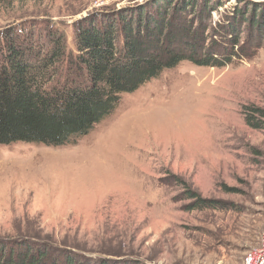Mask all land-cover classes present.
Segmentation results:
<instances>
[{
  "label": "rangeland",
  "instance_id": "1",
  "mask_svg": "<svg viewBox=\"0 0 264 264\" xmlns=\"http://www.w3.org/2000/svg\"><path fill=\"white\" fill-rule=\"evenodd\" d=\"M147 1L0 0V34L56 28L76 54L77 21ZM222 1L214 25L245 1L264 5ZM241 36L233 62L166 68L67 144H1L0 239L91 262L244 264L264 232V128L247 122L264 109V39L248 42L247 25ZM178 179L220 208L191 209Z\"/></svg>",
  "mask_w": 264,
  "mask_h": 264
},
{
  "label": "trees",
  "instance_id": "2",
  "mask_svg": "<svg viewBox=\"0 0 264 264\" xmlns=\"http://www.w3.org/2000/svg\"><path fill=\"white\" fill-rule=\"evenodd\" d=\"M240 3V2H239ZM222 0H148L85 16L75 23L77 53L67 52L58 29L39 35L30 25L0 34V145L37 142L60 146L87 134L133 92L184 60L224 66L241 57L248 42L264 39V5L245 1L214 25ZM28 29V30H27ZM210 33V36L206 33ZM210 39V40H209ZM68 67L65 68V63ZM264 128V109L254 107ZM191 209L220 208L183 179ZM0 264H144L130 260L80 259L42 239H0Z\"/></svg>",
  "mask_w": 264,
  "mask_h": 264
},
{
  "label": "built area",
  "instance_id": "3",
  "mask_svg": "<svg viewBox=\"0 0 264 264\" xmlns=\"http://www.w3.org/2000/svg\"><path fill=\"white\" fill-rule=\"evenodd\" d=\"M244 264H264V232L259 244L246 254Z\"/></svg>",
  "mask_w": 264,
  "mask_h": 264
}]
</instances>
